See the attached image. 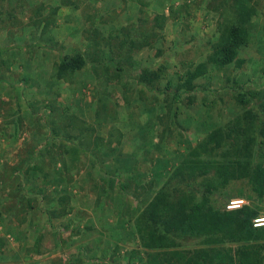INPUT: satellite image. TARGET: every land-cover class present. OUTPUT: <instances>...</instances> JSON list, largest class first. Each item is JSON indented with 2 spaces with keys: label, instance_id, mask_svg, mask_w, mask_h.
<instances>
[{
  "label": "rangeland",
  "instance_id": "obj_1",
  "mask_svg": "<svg viewBox=\"0 0 264 264\" xmlns=\"http://www.w3.org/2000/svg\"><path fill=\"white\" fill-rule=\"evenodd\" d=\"M237 1L0 0V264H146L142 237L165 227L150 205L162 195L173 213L179 195L199 200L208 181L220 187L215 208L248 204L253 226L264 225V196L249 177L222 183L212 168L187 185L173 174L212 130L259 110L264 0H243L255 12L232 62L209 61ZM75 50L86 63L58 78L59 55ZM202 63L186 88L187 71ZM144 71L155 72L152 82L141 81ZM250 92L260 96L238 101ZM226 145L201 159L230 160ZM166 235L170 248L207 245L173 227Z\"/></svg>",
  "mask_w": 264,
  "mask_h": 264
},
{
  "label": "trees",
  "instance_id": "obj_2",
  "mask_svg": "<svg viewBox=\"0 0 264 264\" xmlns=\"http://www.w3.org/2000/svg\"><path fill=\"white\" fill-rule=\"evenodd\" d=\"M235 9L234 21L223 24L222 35L214 45L209 57L212 63L223 65L232 62L238 47L247 41L248 22L255 8L247 5L243 0H238ZM87 58V55L80 50L59 55L56 76L62 78L73 74L84 66ZM206 69L205 64L202 63L187 71L184 86L192 88L195 79ZM140 75L142 82L150 83L156 74L144 71ZM258 96H260L259 92H250L245 94V97H238V101L248 104ZM262 96L259 104L260 111L255 107L246 109L243 116L226 131L216 128L208 134L204 142L194 146L182 163L174 169L175 177L183 178L182 182L191 185L192 181L187 182L188 180H192L197 175H206L214 168L223 177L222 183L234 178L249 177L252 182L251 191L259 197L264 196V163L257 162L260 149L264 148V98ZM64 140L69 142L67 138ZM225 142L227 147L223 153L233 152L230 160H224L222 155H220L221 158L214 155L208 162L201 159L208 147L215 151ZM70 143L73 141L70 140ZM218 188H220L218 185L208 181L206 192L199 200H196L192 194L179 195L175 204L177 208L173 210V213L166 211L170 206L163 203L162 195L156 197L150 209L152 207L154 210V222L156 223L159 219L165 227L164 233L151 232L142 237L144 245L151 248L146 253V264H264V259L259 257L260 248L264 250V243H259L257 247L251 245L249 250L215 245L219 239L264 242V225L253 226L252 219L256 213L248 204H240L233 209H217L213 206L212 197L219 192ZM159 204L165 206L160 214V211L158 213L155 211ZM172 227L184 233L203 235L207 245L191 251L170 248L172 242L166 232Z\"/></svg>",
  "mask_w": 264,
  "mask_h": 264
},
{
  "label": "built area",
  "instance_id": "obj_3",
  "mask_svg": "<svg viewBox=\"0 0 264 264\" xmlns=\"http://www.w3.org/2000/svg\"><path fill=\"white\" fill-rule=\"evenodd\" d=\"M264 218H260V219H258V223L257 224H264Z\"/></svg>",
  "mask_w": 264,
  "mask_h": 264
}]
</instances>
